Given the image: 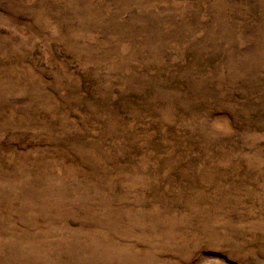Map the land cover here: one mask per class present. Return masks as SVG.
Returning <instances> with one entry per match:
<instances>
[{
    "label": "rangeland",
    "instance_id": "obj_1",
    "mask_svg": "<svg viewBox=\"0 0 264 264\" xmlns=\"http://www.w3.org/2000/svg\"><path fill=\"white\" fill-rule=\"evenodd\" d=\"M0 264H264V0H0Z\"/></svg>",
    "mask_w": 264,
    "mask_h": 264
}]
</instances>
